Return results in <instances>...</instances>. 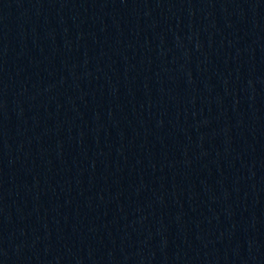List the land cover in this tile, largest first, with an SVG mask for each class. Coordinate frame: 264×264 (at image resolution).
<instances>
[{
	"label": "water",
	"instance_id": "1",
	"mask_svg": "<svg viewBox=\"0 0 264 264\" xmlns=\"http://www.w3.org/2000/svg\"><path fill=\"white\" fill-rule=\"evenodd\" d=\"M0 264H264V0H0Z\"/></svg>",
	"mask_w": 264,
	"mask_h": 264
}]
</instances>
